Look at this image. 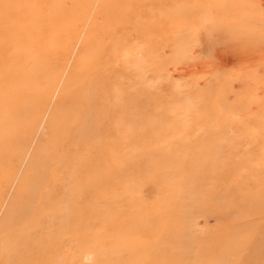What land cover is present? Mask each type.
Wrapping results in <instances>:
<instances>
[{
  "label": "rangeland",
  "instance_id": "rangeland-1",
  "mask_svg": "<svg viewBox=\"0 0 264 264\" xmlns=\"http://www.w3.org/2000/svg\"><path fill=\"white\" fill-rule=\"evenodd\" d=\"M4 20L26 27L23 54L39 43L33 63L5 65L45 60L47 100L17 124L0 172V264H264V0H0ZM86 103L101 130L72 158L91 159L79 201L93 213L75 220L71 203L67 221L20 236L25 190ZM61 170L56 198L72 192Z\"/></svg>",
  "mask_w": 264,
  "mask_h": 264
},
{
  "label": "bare ground",
  "instance_id": "bare-ground-1",
  "mask_svg": "<svg viewBox=\"0 0 264 264\" xmlns=\"http://www.w3.org/2000/svg\"><path fill=\"white\" fill-rule=\"evenodd\" d=\"M20 26V20L13 22L4 20L0 23V172L5 160L8 157V150L16 147L17 144H19L23 140V137L19 136L20 134L17 135V124L22 118H28L31 120L36 118V114L34 116V113L32 112V110H30L32 105H35V103H37L42 107L43 105H45L47 100L46 97L43 96L42 92H40V90L35 86V80L39 75L37 70L41 67L42 64H44L45 60L42 61L37 59V62L34 63L32 69L29 70L25 68L18 69L13 66L7 67L5 65L8 61H11L15 66L20 60L31 61V63L36 60V56L38 54L37 46L39 45L38 41L35 42L36 39L33 40V42L29 40L27 41L30 48L29 50H26V54H23L21 52L22 48L20 46H22L26 41L22 45H20V43L25 40L24 37L27 38V29L24 26V28ZM14 43L16 45L18 43L19 47L14 46ZM119 47L123 46L119 45ZM97 62L92 63L91 67H89L88 71L91 75L93 73L98 74L99 70L101 69L100 65H98ZM92 76L94 77V75ZM82 78L83 77H80V79ZM96 82H98V80L93 79L91 82H89V93L94 94V92H96ZM20 83L22 85L19 89H17L15 86ZM79 83H81L80 86L82 87L86 82L83 81ZM92 106H94L93 103H86L84 105H80V107L78 108H74L76 113L85 111L86 121L84 122V124L82 122H79V120H73L74 122H71V120L65 121L64 126L62 127V132L59 133V142L57 143L60 148H63V145L64 147L66 146L65 152H67V156L65 158H56V151L59 147H56L54 145L50 147L53 151L51 155L44 158V160H46V162L49 164H54V169L51 170V172L45 171L46 169H44V171L41 172L40 175L38 174L37 177L34 176L33 181H35L36 184L27 187V190H25V192L27 193H24V195H27L28 199L26 196L23 207L19 209V213L15 220L16 222H26V226L20 229V236L28 234L29 232V234H31V232L32 234L41 233L42 227L39 228L37 232H35L34 227L37 228L41 226V223H51V221H53L54 218L58 216H60V218L63 217L67 221L70 216L69 214L71 213V211H73V208H71V206L69 205L71 203L74 204V206L78 203V206L75 207L76 210L74 211L77 218L75 220L79 219V216L82 212L86 213L90 211V213H93V208H91L92 203L90 200H88L89 202L83 201V204H80L79 201V197L81 195L87 196L90 192L89 190H87L88 188L85 187L87 180L84 178L83 173H85L87 168L90 167L89 165L91 159L89 156L81 157L76 160L72 158V153L77 152L76 150L79 149V147L85 146L87 149V147L89 146L85 142L87 137L91 136V134L93 135L94 132L101 130V122L94 120V114L91 115L86 112L87 110L92 109ZM29 126V131H31L33 128L30 124ZM94 141L98 143L100 141V138L95 137ZM100 152L101 151L98 150L97 156L100 155ZM65 163L66 168L63 169V167H65ZM114 167V171L112 170V168H110V170H112L116 174L117 166ZM68 168H71L72 170L71 172L67 173L65 185H70L69 187H71L72 192L69 193V189L66 190V192L62 191L60 193V196L56 198V195H54L55 193L52 188L58 183V171L62 169L61 172H64L67 171ZM116 181V179H112L111 177H109L107 183H116ZM42 184H45L49 188V190H47L43 195L39 193V189ZM62 184H64V181L62 182ZM54 199H57L60 202L66 201L67 204L64 206L63 212L59 209H56L55 207H53V209L55 208L56 210H54L57 213H55L54 210L49 209L52 207ZM84 222L88 224L86 220ZM86 226L88 227V225ZM16 255L17 254H15V256ZM12 259L14 258H5L3 260V264H26L28 262V260L25 258H18V260H16V263H14Z\"/></svg>",
  "mask_w": 264,
  "mask_h": 264
}]
</instances>
